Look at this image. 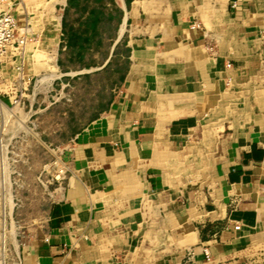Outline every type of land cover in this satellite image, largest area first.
Segmentation results:
<instances>
[{
    "label": "crops",
    "instance_id": "obj_1",
    "mask_svg": "<svg viewBox=\"0 0 264 264\" xmlns=\"http://www.w3.org/2000/svg\"><path fill=\"white\" fill-rule=\"evenodd\" d=\"M0 3L29 23L2 62L0 119L30 87L78 75L93 37L127 61L72 140L21 264H190V251L264 264V0Z\"/></svg>",
    "mask_w": 264,
    "mask_h": 264
},
{
    "label": "rangeland",
    "instance_id": "obj_2",
    "mask_svg": "<svg viewBox=\"0 0 264 264\" xmlns=\"http://www.w3.org/2000/svg\"><path fill=\"white\" fill-rule=\"evenodd\" d=\"M109 37L88 41L92 50L78 55V75L59 74L48 87H30L0 119V264H21L23 246L39 222L49 186L65 169L72 140L114 98L127 61L124 48L107 59Z\"/></svg>",
    "mask_w": 264,
    "mask_h": 264
},
{
    "label": "built area",
    "instance_id": "obj_3",
    "mask_svg": "<svg viewBox=\"0 0 264 264\" xmlns=\"http://www.w3.org/2000/svg\"><path fill=\"white\" fill-rule=\"evenodd\" d=\"M29 41V23L22 25L11 9L0 3V69L4 57L12 49L23 50ZM20 69V67H18ZM236 228H240L239 225ZM194 251L189 252L188 261L194 264Z\"/></svg>",
    "mask_w": 264,
    "mask_h": 264
},
{
    "label": "bare ground",
    "instance_id": "obj_4",
    "mask_svg": "<svg viewBox=\"0 0 264 264\" xmlns=\"http://www.w3.org/2000/svg\"><path fill=\"white\" fill-rule=\"evenodd\" d=\"M43 81V80H42Z\"/></svg>",
    "mask_w": 264,
    "mask_h": 264
}]
</instances>
